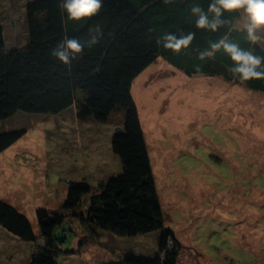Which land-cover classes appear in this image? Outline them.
Returning <instances> with one entry per match:
<instances>
[{
  "label": "rangeland",
  "instance_id": "obj_1",
  "mask_svg": "<svg viewBox=\"0 0 264 264\" xmlns=\"http://www.w3.org/2000/svg\"><path fill=\"white\" fill-rule=\"evenodd\" d=\"M35 0H0L9 46L27 42L25 9ZM241 28L243 16L237 21ZM147 142L164 226L175 241L177 264H264V94L218 77H188L158 59L131 87ZM79 121L75 106L57 115L16 112L1 132L22 137L0 154V199L17 208L37 232L36 210H56L67 183L92 187L121 171L111 149L124 123ZM58 230L57 264H110L128 252L150 256L161 232L120 238L86 237L75 220ZM92 236V235H91ZM39 237V235H38ZM22 242L0 229V264H30L42 242Z\"/></svg>",
  "mask_w": 264,
  "mask_h": 264
},
{
  "label": "trees",
  "instance_id": "obj_2",
  "mask_svg": "<svg viewBox=\"0 0 264 264\" xmlns=\"http://www.w3.org/2000/svg\"><path fill=\"white\" fill-rule=\"evenodd\" d=\"M211 0H102L100 12L82 21H68L58 7L61 0H35L25 9L27 42L9 46L0 22V122L16 112L57 115L75 106L79 121L105 124L116 111L124 123L112 138L111 149L121 163V171L92 187L86 181L67 183L65 200L56 210L37 209L36 232L29 220L15 207L0 199V229L12 237L36 246L30 264H57L62 255L58 230L71 231L69 220L85 228L86 237L103 232L120 238H134L160 231L157 252L146 256L128 252L110 264H177L176 249L168 254L167 240L175 241L164 226L162 206L153 176L147 142L139 113L131 95L136 78L158 59L188 77H218L264 94V78L241 82L227 71L232 61L223 49L199 59L210 45L222 39L252 50L264 57V47L251 44L244 30L237 27L241 10L224 13L227 23L216 32L196 27L193 6L207 12ZM99 25L103 35L87 47L89 30ZM166 33L177 36L194 33L188 48L179 53L156 43ZM85 44L71 66H65L51 50L65 37ZM200 71L197 72L196 66ZM22 131H0V154L14 145ZM92 235V236H91Z\"/></svg>",
  "mask_w": 264,
  "mask_h": 264
},
{
  "label": "clouds",
  "instance_id": "obj_3",
  "mask_svg": "<svg viewBox=\"0 0 264 264\" xmlns=\"http://www.w3.org/2000/svg\"><path fill=\"white\" fill-rule=\"evenodd\" d=\"M164 4L172 3V0H163ZM58 7L66 14L68 21H82L97 15L102 8V0H61ZM241 10L243 16L242 30L247 34V40L251 44H259L264 47V0H211L207 12L196 5L191 8V15L196 17V27L216 32L227 21L223 19L224 13ZM103 32L99 25L89 30L85 41L87 47L96 45ZM194 33L177 36L174 33H166L157 39L156 43L164 49L179 53L186 49L194 39ZM85 44L74 37L67 35L51 50L50 54L65 66H71L83 52ZM221 49L232 61L227 71L241 82L251 79L264 78V57L257 56L252 50H245L235 43L222 39L210 45V50L202 52L199 59L211 57ZM200 71L199 65L195 69Z\"/></svg>",
  "mask_w": 264,
  "mask_h": 264
},
{
  "label": "water",
  "instance_id": "obj_4",
  "mask_svg": "<svg viewBox=\"0 0 264 264\" xmlns=\"http://www.w3.org/2000/svg\"><path fill=\"white\" fill-rule=\"evenodd\" d=\"M118 132H119V129L116 130V131L113 133V137L117 136Z\"/></svg>",
  "mask_w": 264,
  "mask_h": 264
},
{
  "label": "crops",
  "instance_id": "obj_5",
  "mask_svg": "<svg viewBox=\"0 0 264 264\" xmlns=\"http://www.w3.org/2000/svg\"><path fill=\"white\" fill-rule=\"evenodd\" d=\"M139 119H140V116H139ZM140 121H141V119H140ZM121 130V128L119 129V131Z\"/></svg>",
  "mask_w": 264,
  "mask_h": 264
}]
</instances>
